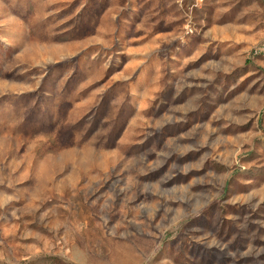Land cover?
I'll return each mask as SVG.
<instances>
[{
  "label": "rangeland",
  "instance_id": "obj_1",
  "mask_svg": "<svg viewBox=\"0 0 264 264\" xmlns=\"http://www.w3.org/2000/svg\"><path fill=\"white\" fill-rule=\"evenodd\" d=\"M264 0H0V264H264Z\"/></svg>",
  "mask_w": 264,
  "mask_h": 264
},
{
  "label": "built area",
  "instance_id": "obj_2",
  "mask_svg": "<svg viewBox=\"0 0 264 264\" xmlns=\"http://www.w3.org/2000/svg\"><path fill=\"white\" fill-rule=\"evenodd\" d=\"M258 52H259L262 56H264V40H262V42L259 44Z\"/></svg>",
  "mask_w": 264,
  "mask_h": 264
}]
</instances>
